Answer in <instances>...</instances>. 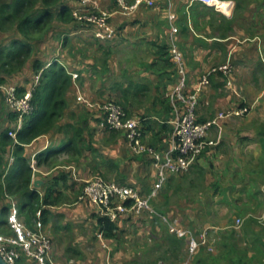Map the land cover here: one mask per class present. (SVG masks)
Listing matches in <instances>:
<instances>
[{"label":"crops","instance_id":"1","mask_svg":"<svg viewBox=\"0 0 264 264\" xmlns=\"http://www.w3.org/2000/svg\"><path fill=\"white\" fill-rule=\"evenodd\" d=\"M95 1L114 14L110 20L114 39L97 41L77 33L73 24L54 21L36 43L33 60L17 82L13 80L24 94L32 92L37 86L33 69L37 59L44 65L60 62L73 78L63 117L26 146L33 167L32 189L42 200L46 192L54 193L53 204L42 201L40 209H45L42 222L52 241L53 259L58 264H264V0H221L233 4L226 13L193 0L172 1L179 46L188 65V92L213 71L200 95L198 120L247 109L243 115L221 119L208 135L219 144L207 148L186 175H170L152 200L159 213L191 229L197 239L210 230V243L191 258L188 239L171 234L157 216L146 211L122 215L118 236L110 239L100 233L95 206L79 200L83 183L74 181L73 170L80 179L99 175L143 195L156 183L151 157L133 155L125 131L103 128L101 105L119 101L132 115L155 121L144 143L161 151L170 149V122L176 117L167 103L176 83L169 56L164 57L170 12L166 1L153 0V7L141 4L130 15L117 11V0ZM62 2L78 6L75 0ZM226 65L233 69L231 87L219 71ZM5 106L0 109V124L11 129L14 123ZM162 123L169 128L163 129ZM174 196L176 201L169 203ZM238 218L247 223L245 237L225 238L244 226L234 227ZM252 219L261 226L248 227ZM171 238L182 249L173 246ZM19 264L37 262L23 256Z\"/></svg>","mask_w":264,"mask_h":264},{"label":"built area","instance_id":"2","mask_svg":"<svg viewBox=\"0 0 264 264\" xmlns=\"http://www.w3.org/2000/svg\"><path fill=\"white\" fill-rule=\"evenodd\" d=\"M78 6L73 11L75 21L81 25V32L89 33L94 39L108 41L114 39L115 29L111 23L114 14L103 9L95 0H75ZM169 8V54L172 57L177 71V83L172 91L168 93L171 105L176 112V117L170 122L172 124L171 146L167 151H161L144 143L142 132V120L137 116H128L125 110L115 101L107 102L100 106L105 113L103 127L123 130L126 133L127 143L130 149L137 155H148L152 159V165L156 169V183L148 195L127 185L106 180L102 176H93L89 179H80L73 170L74 181L83 183V189L79 197L80 201H87L93 204L100 217L111 222H117L122 215L129 213L148 212L160 217L169 232L181 239H188L189 257L191 258L200 247L210 243V230H204L200 238L191 229L179 226L168 216L159 213L153 206L152 200L164 189L170 175H182L190 172L199 157L209 147H215L219 141L208 140L211 129L219 126L221 119L233 115H243L247 109L220 113L215 119L200 122L197 112L200 105V95L210 84V76L213 71L203 75L198 87L192 93L188 92L189 73L184 52L180 49L178 42L179 28L177 16L172 13L171 5L173 0H165ZM214 8L219 12H228L232 3L221 0H193ZM141 4L154 6L153 0H136L133 5H128L127 0H117L118 12L125 15L132 14ZM232 67L223 66L219 71L223 72L227 84L232 85ZM40 81L36 78V84ZM17 88L13 85H0L6 103L18 114L16 127L10 132V136L18 143L17 132L22 129L27 116L31 115L34 108L32 105V92H27L23 97L17 95ZM88 107L91 103L86 102ZM72 169L71 167H66ZM130 204L128 205L127 203ZM245 219H237L234 227L239 229ZM34 227L29 226L21 217L18 205L13 202L8 226L12 235L0 233V256L7 264H19L23 256L37 262V264H58L52 256V241L44 231L42 222V211H38ZM33 227V228H32Z\"/></svg>","mask_w":264,"mask_h":264},{"label":"trees","instance_id":"3","mask_svg":"<svg viewBox=\"0 0 264 264\" xmlns=\"http://www.w3.org/2000/svg\"><path fill=\"white\" fill-rule=\"evenodd\" d=\"M74 9L63 3L62 0H0V83L9 82L10 84L11 81V84L16 87L13 80L18 79L27 64L33 60L36 43L42 39L54 21L64 25L73 24L77 29V33L90 35L86 31L81 32V25L75 21L73 16ZM164 51V57L169 56V62L172 69L174 68L175 70L173 72L175 74V83H177V71L169 54L168 44ZM33 69L37 77L39 76L38 73L42 74L41 80L32 91L34 110L31 115L26 117L22 129L17 132L18 143L9 135L16 127L18 119V114L10 107L9 114L12 116L14 126L11 129L5 128L1 130L0 128V233L5 235L13 234L8 226V217L13 202L18 205L21 217L24 216L26 218L25 222L29 226L36 220L38 211H41L42 201L46 206L53 204L51 198L54 193L52 194L51 191L46 192L42 200L40 194L32 189L33 167L29 156L26 155V146L36 138L50 132L63 117L68 106L67 96L72 89L73 78L60 62H51L48 65H44L37 59L34 62ZM35 83L36 79H34ZM6 84L8 85V83ZM16 90L18 96L26 94H24V89L22 88H17ZM1 94L4 95L3 92ZM167 100V103L171 106L170 99ZM116 103L125 110L128 116H134L129 113L126 106L119 101ZM137 117L142 120V132L145 137L146 132L151 130L156 122L143 115H137ZM104 120L105 117L102 122ZM162 124L161 127L163 129L169 128L168 124ZM170 126L172 131V124ZM103 128L111 132L115 131V129H110L107 126ZM69 148L70 144H67L66 149ZM7 155H13L14 157L11 166L6 158ZM127 204L129 205L130 202ZM44 210H42V217L45 214ZM97 217L100 233L106 238H117L118 224L121 217L117 222H111L98 214ZM157 220L161 221L158 216ZM258 222V220L256 222L252 219V221L248 222V224L251 223L248 227L252 225L260 227L261 224ZM245 227L247 225L244 226L241 232H237L234 229L231 230L225 238L236 239L242 236L245 237V231L247 233ZM220 239L218 237L215 238L217 242ZM170 241L173 246L182 249V245L178 242L176 243L174 238H171ZM239 261L242 263V260Z\"/></svg>","mask_w":264,"mask_h":264},{"label":"rangeland","instance_id":"4","mask_svg":"<svg viewBox=\"0 0 264 264\" xmlns=\"http://www.w3.org/2000/svg\"><path fill=\"white\" fill-rule=\"evenodd\" d=\"M39 74V79L41 78V73H38ZM224 75V74H223ZM232 76V75H231ZM41 80V79H40ZM16 82H17V79L15 80ZM227 81V80H226ZM6 83H8V85H12L11 84V81H10V84H9V82H6ZM6 83H0V85H7ZM232 84H233V82H232ZM228 85V84H227ZM14 86V85H13ZM229 86V85H228ZM232 86V85H231ZM231 86H229V87H231ZM18 95V94H17ZM2 96V99L0 98V109H1V107H6L5 105L7 104L6 103V99H5V97H4V95H2L1 94V92H0V97ZM19 97H23V96H19ZM6 103V104H5ZM9 106V105H8ZM199 108H200V105H199ZM199 108H198V110H199ZM197 114H198V112H197ZM3 116V115H2ZM0 119H1V113H0ZM8 121V120H7ZM5 123L3 122V123H1L0 124V128H1V130H3V129H5L4 127H3V125H4ZM130 151L132 152V154L133 155H136L137 156V154H135L131 149H130ZM6 158L8 159V161H9V163H10V166L13 164V161H14V157H13V155L11 156V155H7L6 156ZM184 175H186V174H184ZM156 179H157V177H156ZM184 186L185 187H188L187 186V182L185 181L184 182ZM172 191H173V193L175 194V192H176V190L175 189H172ZM181 193H186V192H183V190L182 191H180ZM239 193H241V192H239ZM181 196V195H180ZM176 199V196H174V198H172V200H169V203H171L172 204V202L173 201H176L175 200ZM177 199H179V198H177ZM24 220H26V218L23 216L22 217ZM238 219H244V218H238ZM237 220V219H236ZM245 224L246 223H244V226H245ZM244 226L241 228V230H240V232L243 230V228H244Z\"/></svg>","mask_w":264,"mask_h":264},{"label":"water","instance_id":"5","mask_svg":"<svg viewBox=\"0 0 264 264\" xmlns=\"http://www.w3.org/2000/svg\"><path fill=\"white\" fill-rule=\"evenodd\" d=\"M0 264H7L1 256H0Z\"/></svg>","mask_w":264,"mask_h":264}]
</instances>
